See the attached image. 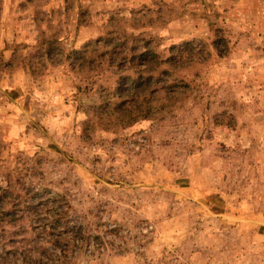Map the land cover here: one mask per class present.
<instances>
[{
    "label": "rangeland",
    "instance_id": "obj_1",
    "mask_svg": "<svg viewBox=\"0 0 264 264\" xmlns=\"http://www.w3.org/2000/svg\"><path fill=\"white\" fill-rule=\"evenodd\" d=\"M11 188L70 227L43 264H264V0H0V264L42 240Z\"/></svg>",
    "mask_w": 264,
    "mask_h": 264
},
{
    "label": "trees",
    "instance_id": "obj_2",
    "mask_svg": "<svg viewBox=\"0 0 264 264\" xmlns=\"http://www.w3.org/2000/svg\"><path fill=\"white\" fill-rule=\"evenodd\" d=\"M134 40L137 41L138 39ZM85 48L87 49L88 46H85ZM128 51H131L128 47L120 49L118 55L127 59L128 57L126 52ZM73 52L75 54L81 53L79 51ZM130 56L132 62L131 69L134 70L135 75H127L119 79L115 93L119 94L120 102L116 103L114 108L115 111L120 110L128 115H132V113H134V110H132L134 105L140 104V101L146 96H153L157 92L156 88L152 89L154 82L157 80L155 75H144V72L149 70V68L158 70L162 64V62L158 59V55L151 49H146V51H137L132 53V55L130 54ZM1 199L2 204H4L8 199L7 204L15 207L21 206L22 208L35 213L37 217L44 215L43 220L41 219L42 221H40V225H38L39 228H41V233H38V235L39 237H42V240L38 241L39 238L35 237L32 240H27L20 244L23 248L22 253L19 255L23 256L21 261L22 264H43V259L40 256L45 252V245L50 244L57 246V244H64V241L69 243L68 240H72V235L66 234L70 231L69 225L61 227V222L64 221V213H57V210L49 213L44 212L45 210L42 208L43 204L41 203L38 193H27L23 195L20 194V191L13 190L11 188L10 191L5 196L3 195ZM30 201L32 202L29 204ZM6 212L7 216H15L12 207ZM25 213L26 212L24 211L23 214L25 215ZM43 221L47 223L43 224ZM60 228H64L65 231H61ZM3 239H6L5 233ZM17 245L18 243L14 244L11 250H6L5 248L7 245L3 244V252H6L7 255L18 256L20 252ZM39 248H42L40 253H38ZM34 251L38 254H34Z\"/></svg>",
    "mask_w": 264,
    "mask_h": 264
}]
</instances>
